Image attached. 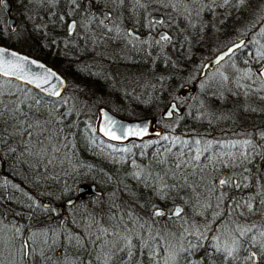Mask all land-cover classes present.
I'll use <instances>...</instances> for the list:
<instances>
[{
    "label": "snow or ice",
    "instance_id": "6c2138e0",
    "mask_svg": "<svg viewBox=\"0 0 264 264\" xmlns=\"http://www.w3.org/2000/svg\"><path fill=\"white\" fill-rule=\"evenodd\" d=\"M112 2L120 6L125 4V0ZM77 3L78 0H72L73 5ZM5 4L6 0H0V6ZM150 4L157 6V15L147 12ZM249 4L250 0H129L134 21L137 20L136 9H141L151 29L157 25L161 28L175 27L179 34L177 40L166 31L157 32L155 38L149 36L151 46L160 49L164 58L162 62L170 66L176 62L166 55L165 47L178 53L187 51L193 40L200 39L199 21L204 13H213L214 7L239 8ZM257 10L264 12V4L257 5ZM109 18L110 14L105 13L104 19ZM99 23L103 25V20ZM103 26L108 32L115 31V38L121 42L131 44L132 40H137L140 44L149 45V39L139 37L134 28L121 30L119 27ZM75 28V21L70 22V36ZM258 33L264 37V25ZM252 44L256 45L254 49L249 47ZM132 47L135 49V45ZM238 50L243 51V67L237 66L231 59ZM226 57L231 61V75L218 70L219 79L214 76L208 85L201 82V88H216L218 91L212 95L218 99L226 98L227 93L243 100L255 96L264 102V43L251 38L233 42L216 57L215 64L222 68L221 62H227ZM32 66L44 71L34 72ZM158 79L163 81L166 78L161 76ZM14 81L32 85L61 100L60 89L65 81L53 70L46 69L45 65L0 47V146H3L0 147V162H4V147L13 154L19 150L21 156L29 158L30 167L36 171L38 179L48 178L50 172L70 163L69 151L74 132L72 123L65 122V117L72 113L57 111L60 101L32 96L31 88L16 85ZM42 102L51 103L52 110L43 109ZM248 113H264V107L241 104L233 108L232 115L237 116L234 122L239 124ZM174 115L183 119L178 105L171 103L163 117L171 119ZM212 115L215 117V113ZM103 121L99 131L112 141L122 143L132 137L142 140L149 134L147 123L129 126L106 112L103 113ZM155 135L158 139L143 143V147L156 145L149 160V164L154 166H141L132 160L131 165L137 170L131 175L158 200L164 201L165 206L153 200L145 205L128 201L126 204L122 202L123 211L122 205L115 203L96 211L86 210L87 221L82 217L81 222L86 223L88 230L95 228V231L73 230L69 226L67 232L61 233L73 249L86 253L81 264H193V257L196 264H264V180L261 178V170L264 169V125L239 128L232 135L241 138L228 141L215 137L207 139L211 135L207 132L183 140L179 136L170 137L160 132ZM162 140L168 143L162 144ZM177 145L180 147L177 148ZM109 147L121 153L132 152V147L127 145L123 148ZM173 148L177 150L173 151ZM140 155L143 156L144 152L141 151ZM254 162L255 173L247 167ZM220 168L228 171L217 178L213 173ZM236 168L240 169L239 174L234 171ZM250 186L252 190L246 196L237 197L224 191L228 187L241 189ZM29 199L32 201L29 209L43 207L48 213L59 214L57 209L40 205L32 197ZM69 205L75 209L76 202L67 201L65 208ZM137 209L143 211V215ZM9 223L11 228L3 225L0 215V225H3L0 227V264H64L63 245L57 249L56 240L47 237L49 231L55 235V228L37 229L15 220ZM71 223L69 221V225ZM42 236L44 239H40ZM89 246H95L98 251L90 250Z\"/></svg>",
    "mask_w": 264,
    "mask_h": 264
},
{
    "label": "trees",
    "instance_id": "16d2710c",
    "mask_svg": "<svg viewBox=\"0 0 264 264\" xmlns=\"http://www.w3.org/2000/svg\"><path fill=\"white\" fill-rule=\"evenodd\" d=\"M82 1L78 0L77 5L83 6ZM93 2L95 6L99 7L95 0ZM44 3L46 5H54L53 8L44 7V11L42 12L43 16L51 22H48L49 26H51L48 29L49 32L43 36L40 42H37L36 39L38 38L36 36H32L30 49L22 52L40 59L65 77L66 88L62 94L63 100L60 97H46L31 87L22 85L18 81H14V84L24 88H31L32 92L30 95L32 96H42L44 100L48 101H60L56 110L62 112L70 111L72 113L65 117V122L72 123L74 132L69 151L70 163L62 169L57 168L53 172H50L48 178L41 177L38 179L36 171L30 167L31 162L29 158L21 156L19 150L13 154L8 152L7 148L4 147V162H0V215H2L3 222L9 221V217L12 215L20 223H26L37 229L43 228L46 230L49 226L55 228V235L49 231L47 232V237L56 240L55 247L57 249L63 245L64 264H81V260L86 253L80 249H73L72 245L63 238L61 233L67 232L69 226L73 230L95 231V228L88 230L86 223L81 222L82 217L87 221V217L85 216L86 210L96 211L99 208L107 207L113 203L122 205V202L126 204L128 201H135L140 205H145L149 200H153L162 207L165 206L164 201L158 200L151 194L149 189L138 183L131 175L134 170H137L132 167V160H135L141 166H154L153 164H149V160L151 155L154 154L156 145L143 147V143L145 141H155L158 137L131 140L125 144H114L104 140L96 131H92V129H95L96 106L104 104L90 100L88 92L84 87H77L78 89L71 91V81L75 79L79 82H86L87 85L91 82H97L94 78L96 75L90 73V69H87V73H84L86 71L81 68L82 64L93 61L94 55L100 53L97 49L96 41H90L91 38L93 39L94 37L96 40L97 38L102 39L110 43H119V39H110L115 34L108 32L103 25L97 24L96 17L94 16L91 17L93 23L86 29V32H84L81 38L82 42L85 43L84 45L80 42L79 46H74L71 43L63 44L60 39L53 40L51 33L54 32L62 36V38H70L66 34L65 22L67 17H72L69 14V10L73 4L72 0H46ZM260 4H264V0H250L249 5L239 8L229 6L227 7L228 9L224 8L229 10L227 14L224 13L221 7H218L222 11L217 10L218 14L215 13L214 16L206 18V22L199 32L200 39L193 40L187 51L178 53L175 49L165 47L164 52L166 55H170L176 62L174 66L162 62L164 58L161 57L160 49L158 47H152L151 44L148 46H140V48L136 47L135 50L124 47L131 56L133 52L139 51L146 57L143 59L131 57V60L126 61L127 64L125 63L127 70L130 69L135 73H139L144 79L150 74H160V76L166 78L160 83L166 89L164 91L165 95L162 96L163 102L170 98L177 99L176 102L178 104L180 102V96L177 89L180 86L182 89L187 86L188 89L185 88L187 90L186 94L196 96L198 103L194 102L195 104L189 109L191 115L190 113L184 114L185 105L178 104L184 110L182 111L183 119L179 118L178 115H174L170 121L179 119L175 128H172L174 131L170 128L163 127L161 128V134H168L170 137L179 136L182 140L190 139L192 136L202 135L205 132L211 133L208 137H213L217 131L214 130V127L217 126L218 121L210 119L212 121L210 124L205 119V123L207 124L205 126L204 122L200 120L201 117L198 118L194 113V110H203L205 107H211L213 110L219 108L218 110L226 113L227 116L224 115L225 120L233 124L231 125L233 126V131L243 127H250L253 124L264 125V113H248L245 114L244 119L240 120L239 124H235L234 122L237 116L232 115L233 108H238L241 104H250L254 108L264 107V102L259 101L255 96L243 100L225 93L226 98L218 99L212 95L213 92L218 91L216 88H201V82L204 83L206 77L214 69L218 68V65L212 70H207L205 76L199 78L201 54L204 49L211 48L213 38L219 36L220 31H223V29H229L231 31L236 25L244 22L246 25L251 26L244 37L247 39L251 38L253 41L260 39L264 43V37H261L258 33V29L264 25V19H262L264 12L257 10V5ZM108 8L111 7L108 6ZM154 8L155 6L149 5L147 12L152 13ZM114 10L115 12H112V18L115 14L118 16L122 30L134 28L139 32H143L145 23L147 22L144 10H136L137 13L135 14L139 16L138 22L134 21L131 17L133 13L130 10L129 0H127L126 6ZM33 25L36 24L33 23ZM29 35L31 36L33 33L29 32ZM76 37L77 31L72 38ZM0 44L14 48L13 41L10 37L2 35V30L0 31ZM249 47L254 49L256 45L252 44ZM82 48L84 50H81ZM243 59L242 50H238L237 54L232 57V60L239 67L244 66ZM227 60L228 58H226ZM225 63L224 61L221 62V64ZM229 69L232 71L230 67ZM101 86L106 85L101 84ZM101 91L104 92L106 89H102ZM65 100L67 103H64ZM140 102L142 103H136V106H140L136 110L140 112L142 117L154 115L155 107L152 102L147 105L143 101ZM41 107L46 110H52L51 103L45 104L42 102ZM116 113L121 116L127 115L125 111H116ZM193 116L197 118L194 119ZM227 117H231V119ZM198 119L202 122L198 121ZM64 134H67V129H65ZM161 143L166 144L168 142L162 140ZM109 145H114L115 148H123L127 145L132 147V152L121 153L115 151ZM179 147L180 145H177V148ZM177 148H173V151H176ZM141 151L144 152L143 156L140 155ZM225 170L228 171V169L220 168L213 175L218 177ZM234 171L237 172V168ZM84 183L95 184L96 188L102 194L98 196L95 193L89 192L87 195L83 194L81 198L77 199V188L80 184ZM29 197H32L40 205L46 204L50 208L57 209L59 214L56 212L48 213L43 210V207L29 209L28 205L32 203ZM68 200L76 202L75 209L71 205L65 208V203ZM121 211H123V205ZM137 211L141 210L137 209ZM141 214L143 215V211H141ZM62 219L63 222H61ZM69 221H72L71 225H69ZM40 239H44V237L42 236ZM204 243L207 246V242ZM44 247L47 249L46 245ZM89 247L90 250H96L95 246ZM100 254L102 255V252ZM195 263L196 259L193 257V264Z\"/></svg>",
    "mask_w": 264,
    "mask_h": 264
},
{
    "label": "rangeland",
    "instance_id": "374dc122",
    "mask_svg": "<svg viewBox=\"0 0 264 264\" xmlns=\"http://www.w3.org/2000/svg\"><path fill=\"white\" fill-rule=\"evenodd\" d=\"M11 1L14 5V8L12 10V15L17 19V24L13 30L11 31L9 30L7 23L8 16L5 13L2 6H0V31L2 30V35L11 38V40L14 43L15 49L19 51H24L26 49H30V45L32 43V36H36L38 38L36 39L37 42H40V40H42L43 38V36H40L39 31H37L35 28H32L33 23L36 25L38 24L40 26H44L45 32L46 31L49 32L48 29L51 27L49 26V23L51 22L46 17L43 16L42 11L44 10V8H41V6L53 8L54 5L53 4L46 5V3H44L46 0H26V2H24V0H11ZM95 1L100 6L103 5L106 8L110 6L111 8L108 9L111 12H115L114 9H120L121 7L123 8V6H126V2H127V0H125V4L123 6H120L118 3H113L112 0H95ZM156 7L157 6H155L152 13H157V11L155 10ZM221 9H223L224 13L226 14L229 11L227 10L228 8L224 9V7H221ZM221 9L219 10L218 7H214L213 13L211 14L204 13L202 19L199 21L200 27L204 26L206 22V18H208L209 16H214L215 13L218 14L217 10L222 11ZM69 11H70L69 14L75 15L78 18L77 37L62 38V36L54 32L51 33V38L53 40L60 39V41H62L63 44L71 43L74 46H79V43L81 42V44L84 45L85 43L82 42L81 38L83 37L86 29L90 26L91 19L90 17L88 16L86 17L84 14H82L78 9H76V7L72 8ZM161 11L163 10L161 9ZM136 16H137V20L135 21L138 22L139 16L138 15ZM118 19H119L118 16H116L115 14L114 17L107 24L108 27L112 29H116L117 27H119L122 30L121 22ZM165 19H167L166 16ZM101 20H103V23L107 21V19H104L103 15L100 17V21ZM243 23L236 25V27H234L233 30L231 31L229 29H223V31H220L219 36H215L213 38L214 40L213 42H211V48L204 49L203 53L201 54V60L199 62L200 64L199 72L204 61L213 57L217 52L222 50L229 43L245 36V34L248 32L251 26L246 25V23L244 24ZM145 24L147 25V22ZM181 26H183V24H181ZM166 28L171 32L174 40H177L179 38V34L176 32L175 27H171V28L166 27ZM29 32L33 33V35L30 36ZM112 33L115 34L113 35V39L115 38V36L117 37V33L115 31H113ZM90 41H96L97 49L100 53L94 55L93 61L91 62L89 61L85 64H82L81 68L84 69V71H86L84 73H87V71L90 69L89 72L96 75L94 78L96 79L97 82L95 83L91 82L88 83L87 85L86 82L83 81L79 82L74 79L73 81H71L72 88L70 90L74 91L75 89H78L77 87H84L85 90H87L88 92V97L93 102L103 103L104 106L106 105L114 113H116V111L117 112L125 111V113L127 114L126 117H132V118L142 117L140 112L136 110L137 107H140V106H136L137 102L142 103L140 101H143V103H145L146 105L152 102L153 106L155 107V112L153 116L156 117L155 118L156 125L159 126L160 128L166 127V128H170L171 130L172 128H175V126L179 122V119L170 121L174 116L168 120L161 118V112L165 109V107L168 105V103L171 100H175V99L169 98L167 101L164 102L162 101V96L165 95L164 91L166 89L163 87L162 84H160L162 83V81L158 79L159 77H161L160 74L158 73H157L158 75L150 74L146 77V79H144L139 73H135L130 69L127 70V68L125 67V63L126 61H130L132 56L131 55L129 56V54L124 48L125 45H123V43L120 40L118 41L119 43H110L107 41L105 42V40L98 38L96 40L93 37V39L91 38ZM150 44H151V39L149 40V45ZM84 48H82L81 50H84ZM143 58L146 57L143 56L140 59ZM230 63L231 61L227 60L225 64H222L223 65L222 68L219 66L218 68L214 69L206 77V80L204 82L205 85H208L209 82L213 80L214 76L216 77V79H219V76L217 75L218 70L224 71L226 74L231 75L232 71L229 69ZM105 73H107V75H105ZM100 83L106 86H101ZM152 84H155L156 87L152 88L151 87ZM140 85H143V87H141ZM229 87H231V85H229ZM204 88L209 89L207 86ZM102 89H106V91L102 92L101 91ZM177 90L180 96V102H178V104L185 105V111L183 110L184 114L190 113L189 109L197 102L196 96H194L193 94H186L187 90L185 88L182 89L181 86ZM99 106L96 107L98 108ZM218 109L219 108L213 110V108L211 107L210 108L205 107L203 110H197V109L194 110V113L198 116V118L201 117L200 120L204 122L205 126H207V124L205 123V119L207 121H209L210 119L218 121V124H216L217 126L214 127V130L217 131L213 136L216 139L228 141V140H235L241 138L232 135L233 126L231 125L233 124L225 120V118H219V117H224V115L227 116V114L224 113L222 110H218ZM213 113H215V117L212 115ZM96 120H97V114L95 121ZM200 120L198 119V121ZM198 121H196V123L199 124ZM221 133H223V135ZM207 139H212V137L207 136ZM261 178L262 180H264V169L261 170ZM88 193L89 191L85 192L84 195H87ZM197 219L200 218L197 217ZM17 222H19V220H17ZM3 225H7L9 228H11V224L9 223L8 220L3 222ZM3 225H0V227H2ZM208 234L211 235V233Z\"/></svg>",
    "mask_w": 264,
    "mask_h": 264
},
{
    "label": "water",
    "instance_id": "95a60500",
    "mask_svg": "<svg viewBox=\"0 0 264 264\" xmlns=\"http://www.w3.org/2000/svg\"><path fill=\"white\" fill-rule=\"evenodd\" d=\"M84 3H85L86 8L89 10L90 14H93V13L95 12V9H94V7H93V5H92V0H85ZM3 7H4V9H5L6 11H9V10H10V8H11V4H10L9 0H6V4H5V6H3ZM105 13L110 14L108 11H105ZM157 14H158V13H152V15H157ZM149 19H150V17H149ZM72 21H75V20L72 19V20L69 21V23L72 22ZM69 23H68V25H69ZM13 24H14V19H13L12 17H10V18H9V26L12 28V27H13ZM68 31H69V29H68ZM160 31H166V30H165V29H160L158 32H160ZM166 32H168V31H166ZM136 34H137L139 37H141V38H147V37L150 35V32H146L145 34H140V33L136 32ZM240 40H247V38L242 37V38H239V39H237V40H235V41H233V42H239ZM233 42L229 43L227 46H225L222 50H220L219 52H217V53H216L213 57H211L210 59H207L206 61H204V63L202 64V67H201V69H200L199 78H202V77L205 75V73H206L207 70H212V69L216 66V64H215V62H214L215 59H216V57H217L220 53H222L223 51H225L229 46H231V45L233 44ZM0 47H6V48H8L10 51H15V52H17L18 54H20V55H22V56L28 57L30 60H35V61H37L38 63H41V64L45 65V68H46V69H51V70H53L54 72H56V73H57V74H58V75H59V76L65 81L63 87L60 89V91H61V95L63 94V92H64V90H65V87H66V79H65V77H64L61 73H59L56 69H54V68L51 67L50 65L46 64L45 62L41 61L40 59L35 58V57H33V56H31V55H29V54H27V53H24V52H22V51H19V50H17V49L12 48V47H9V46H6V45H2V44H0ZM226 58H227V57H226ZM210 61H211L212 63L209 65V62H210ZM205 65H208V66L206 67ZM32 71H34V72H42V71H44V70H43V69H36L35 66H32ZM18 82H20V81H18ZM20 83H21V82H20ZM27 86H29V87H31L32 89L38 91L39 93L43 94V95L46 96V97H49V98H58V97H50V96H48L46 93L42 92L40 89H36V88H35L34 86H32V85H27ZM185 88L188 89L187 86H186ZM171 103H176V104H177V102H176L175 100H171V101L168 103V105L165 107V109L161 112V117H162L163 119H165V118L163 117V113L166 112V111L168 110V106H169ZM178 107H179V106H178ZM179 109H180V113H182L183 108H182V107H179ZM96 112H97V120H96V122H95V129H96V132H97V133H98V134H99L104 140H106V141H108V142H110V143H114V144H125V143H127V142H129V141H131V140H141V139L136 138V137H132V138H130L129 140L124 141V142L121 143V142H117V141H112V140L108 139L107 137H105V136L103 135V133L99 131V129H100L101 127H103V123H104V121H103V113H104V112L108 113V115L111 116L112 118H114L115 120L120 121V122H122V123H124V124H126V125H129V126H135V125H137V124H145V123H147V125H148V129H149V134H148L147 136H144L143 139H146V138H152V137H157V136L155 135V133H156V132H160V133L162 132V129H161L159 126L156 125V119H155L156 117L153 116V115H152V116L139 117V118H132V117L121 116V115H118V114L114 113V112L111 111L108 107H106V106H104V105H100V106L97 108ZM165 120H168V119H165ZM87 191L92 192V193H95V194L98 195V196H100V195L102 194V192L96 188L95 184H93V183H92V184H85V183H84V184H80V185L78 186V188H77V196H76V198H77V199L81 198V197L83 196V194H84L85 192H87ZM68 201H69V200H68ZM71 201H73V200H71ZM66 202H67V201H66ZM11 220H15V221H17V218L10 216V217H9V221H11Z\"/></svg>",
    "mask_w": 264,
    "mask_h": 264
},
{
    "label": "flooded vegetation",
    "instance_id": "af4514ba",
    "mask_svg": "<svg viewBox=\"0 0 264 264\" xmlns=\"http://www.w3.org/2000/svg\"><path fill=\"white\" fill-rule=\"evenodd\" d=\"M81 1V0H80ZM84 1L85 0H83L82 2H83V6H78V5H73L72 7H70V10L72 9V8H75L76 7V9H78L79 11L81 10V12H83L82 14H84L86 17L88 16V17H90V19H91V17H96V23L97 24H100L99 23V21H100V17L103 15H105V11H108L109 13H110V18L109 19H107V21L105 22V23H103V25H107L108 23H109V21L112 19V12L111 11H109V9L108 8H106V7H104L103 5H99V7H97V6H95V4H94V2H93V0H92V5H93V7H94V9H95V12L93 13V14H90V12H89V10L86 8V6H85V3H84ZM9 2H10V4H11V8H10V10L9 11H6L5 9H4V7L2 6V8L4 9V11H5V13L7 14V16H8V21H7V23H8V27H9V30L11 31V30H13L14 28H15V26H16V24H17V19L12 15V10H13V8H14V5H13V3H12V1L11 0H9ZM83 7V8H82ZM41 8H44V6H41ZM82 8V9H81ZM43 10V9H42ZM44 11V10H43ZM42 11V12H43ZM10 17H12L13 19H14V27H10L9 26V18ZM75 20V23H76V28H75V30H74V34H75V32L77 31V22H78V18L75 16V15H72V17H67V20H66V24H65V29H66V34L70 37V38H72V36L74 35H69L68 34V23H69V21L70 20ZM91 22V24L93 23L92 22V20L90 21ZM90 24V25H91ZM32 28H35L37 31H39V33H40V36H44L45 34H47V31L45 32V29H44V26H40V25H36V26H32ZM128 29H133V28H128ZM127 29V30H128ZM160 29H165L166 31H168L170 34H171V32L166 28V27H164V28H161L159 25H157L154 29H151L149 26H147V25H145V27H144V29H143V32H139V31H137L136 30V32H138V33H140V34H145L146 32H150V35L149 36H151L152 38H155V36H156V33L160 30ZM86 32V31H85ZM149 36L147 37V38H143V39H149ZM118 39V38H117ZM129 40H131V38L129 37L128 38ZM150 40V39H149ZM112 43V42H111ZM114 43V42H113ZM123 43V45H125V47L127 48V49H132V50H135L133 47H132V45H135V48L137 47V48H140V46H145V45H143V44H140L137 40H132L131 41V44H126L125 42H122ZM143 53L142 52H133L132 53V57H136V58H141V57H143ZM130 56V55H129ZM36 58V57H35ZM206 74V73H205ZM205 76V75H204ZM203 76V77H204ZM162 118V117H161ZM163 119V118H162ZM255 163L256 162H254L253 164H248L247 165V167H249L250 169H252V172L254 173L255 172V170H256V168H255ZM227 170H225V171H222L219 175H218V177L217 178H220V177H222V175H223V173L224 172H226ZM239 172H240V169L239 168H237V174H239ZM246 175H247V173H246ZM252 189H251V186L249 187V188H241V189H235V188H232V187H228V188H225L224 189V191H226L229 195H236L237 197H239V196H246L250 191H251Z\"/></svg>",
    "mask_w": 264,
    "mask_h": 264
}]
</instances>
